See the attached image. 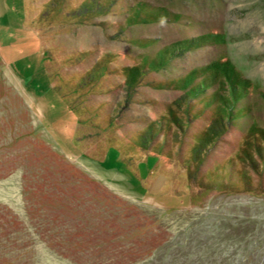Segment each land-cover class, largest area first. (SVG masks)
Instances as JSON below:
<instances>
[{
	"label": "rangeland",
	"instance_id": "1",
	"mask_svg": "<svg viewBox=\"0 0 264 264\" xmlns=\"http://www.w3.org/2000/svg\"><path fill=\"white\" fill-rule=\"evenodd\" d=\"M0 264H264V0H0Z\"/></svg>",
	"mask_w": 264,
	"mask_h": 264
}]
</instances>
